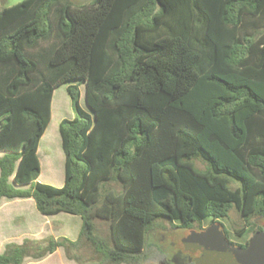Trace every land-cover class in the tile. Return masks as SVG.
<instances>
[{"label":"trees","instance_id":"trees-1","mask_svg":"<svg viewBox=\"0 0 264 264\" xmlns=\"http://www.w3.org/2000/svg\"><path fill=\"white\" fill-rule=\"evenodd\" d=\"M74 79L85 81L92 112L70 83L75 116L60 122L58 187L37 180L38 147L55 89ZM16 197H34L43 214L81 215L83 225L77 240L9 242L0 264L59 247L89 264H155L162 255L146 235L158 217L189 229L210 219L235 243L222 221L233 206L245 230L264 219V0H22L0 9V203Z\"/></svg>","mask_w":264,"mask_h":264},{"label":"crops","instance_id":"crops-1","mask_svg":"<svg viewBox=\"0 0 264 264\" xmlns=\"http://www.w3.org/2000/svg\"><path fill=\"white\" fill-rule=\"evenodd\" d=\"M60 86L54 91L51 121L38 147L41 173L37 179L43 183H48L47 180L53 181L58 187L64 185L66 178V155L60 132V122L64 118H74V115L69 117L71 113L69 105H72V101L71 97L66 96L67 87L58 94ZM15 186L27 189L30 184ZM103 223L105 228H102L100 222L97 223L98 228L103 234H108V223ZM82 225L83 219L78 214L65 211L56 214H43L39 211L34 197L3 198L0 203V254L5 252L9 242L22 243L25 238L40 239L54 236L55 238L68 237L77 240ZM24 264H89V262L85 259L77 261L69 258L65 248L59 247L41 259L27 257Z\"/></svg>","mask_w":264,"mask_h":264},{"label":"rangeland","instance_id":"rangeland-1","mask_svg":"<svg viewBox=\"0 0 264 264\" xmlns=\"http://www.w3.org/2000/svg\"><path fill=\"white\" fill-rule=\"evenodd\" d=\"M20 1L22 0H0V9H2L6 5H13ZM65 1H68L75 6H79L84 3L92 2L93 0ZM70 83L78 84L80 86L81 103L85 109L92 112L91 108L86 102V83L84 80L74 79L72 81L62 84L58 89V94L63 91ZM66 96L70 98V94L68 91H66ZM69 108L71 110L69 117L73 115L75 116V112L72 105H69ZM195 162L197 167L200 169H204L206 166V163L202 159L198 158L195 160ZM47 182H50V184L55 185L53 181L47 180ZM233 184L235 185L237 184V182L235 181ZM114 186L117 185L114 183ZM222 221L225 224L226 229L229 231L230 239L232 241H234L235 243H246V241L256 233V228L258 225L262 224L263 219L257 218L255 225L249 226L245 230L242 228L244 226V219L238 209L233 206L230 209L229 217L223 219ZM96 222H100L102 228H105L103 222L107 221L98 219L96 220ZM213 223L214 222H212L210 219H205L201 224L196 223L193 229L198 230L200 227L207 228ZM191 230L192 229L189 228L179 227L176 222H171L168 218L158 217L151 224L150 230L146 235V246L153 248L154 251L157 252V254L162 255V259H157L155 261V264H185L186 262H182L181 258L187 257L188 253L193 251L187 242V238L191 233ZM100 233L104 236H107V234H103L101 231ZM242 233L243 235H241ZM197 255V251L196 253H193L194 259H196Z\"/></svg>","mask_w":264,"mask_h":264},{"label":"water","instance_id":"water-1","mask_svg":"<svg viewBox=\"0 0 264 264\" xmlns=\"http://www.w3.org/2000/svg\"><path fill=\"white\" fill-rule=\"evenodd\" d=\"M187 242L201 252L197 264H264V230L255 233L246 248L230 242L219 223L192 229Z\"/></svg>","mask_w":264,"mask_h":264},{"label":"flooded vegetation","instance_id":"flooded-vegetation-1","mask_svg":"<svg viewBox=\"0 0 264 264\" xmlns=\"http://www.w3.org/2000/svg\"><path fill=\"white\" fill-rule=\"evenodd\" d=\"M261 225H263V228H264V219H263V222H262V224ZM204 229H206V228H204ZM258 228H256V233L258 232V230H257ZM199 230V229H198ZM203 230V229H202ZM262 231V230H261ZM252 237H250L246 242H248V244H249V241H250V239H251ZM237 245V244H236ZM241 247V246H240ZM191 251V250H190ZM196 253V251H191V252H189L188 253V256L187 257H185V258H181V260H182V262L184 261V262H186L185 264H189V262L190 261H192V259H194V257H193V253ZM197 257H196V259H198V257L201 255V252H200V250H198L197 251ZM188 260V261H187Z\"/></svg>","mask_w":264,"mask_h":264}]
</instances>
